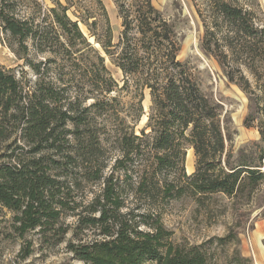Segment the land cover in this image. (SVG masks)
I'll list each match as a JSON object with an SVG mask.
<instances>
[{
	"label": "trees",
	"instance_id": "1",
	"mask_svg": "<svg viewBox=\"0 0 264 264\" xmlns=\"http://www.w3.org/2000/svg\"><path fill=\"white\" fill-rule=\"evenodd\" d=\"M51 1L53 7L43 8L39 0H0V29L35 75L34 82L23 83L13 69L0 67V204L15 213L14 232L23 237L38 229L45 238L63 242L69 228L60 219L79 208L70 196L71 181L72 185L78 181L69 177L68 167L86 162L90 166L84 171L85 179L101 180L103 187L76 214L73 236L78 242L69 241L66 246L74 260L82 264H205V253L196 246L174 243L173 232L159 218L151 221L147 215L123 213L117 179L113 174L104 177V166H98L97 159L89 160V155L101 145L117 143L123 159L114 168L125 170L127 162L149 147L155 152L152 171L139 174L134 183L135 191L147 196H180L188 189L200 197L220 193L236 199L254 190L264 181V27L256 25L255 14L239 0H208L207 19L216 32H223L221 40L232 55L231 63L216 41L212 47L211 36L216 33L208 27L200 50L206 57L214 56L227 83L246 95L244 124H255L259 134L258 140L233 151L230 119L223 115L222 101L207 95L199 71L177 58L178 32L152 0H112L122 27L117 43L112 42L101 0ZM21 3L28 11L25 15L19 9ZM78 23L123 74L119 90L136 91L138 100L131 109L135 122L142 115L143 90H149L148 133L142 130L135 135L115 112L112 103L117 99L107 95L117 89V83ZM247 50L252 57L250 53L243 56ZM249 56L252 61L247 64L241 57ZM241 65L249 70L254 86ZM89 100L92 103L86 104ZM112 112L117 126L110 135L104 114L112 116ZM101 117L105 118L102 127L96 125ZM187 146L196 157L190 175L183 166ZM170 172L175 177L168 180ZM89 230L97 237L82 241L80 236ZM232 238L229 233L218 240ZM22 253L28 256L30 249L23 248ZM240 260L249 264L245 257Z\"/></svg>",
	"mask_w": 264,
	"mask_h": 264
},
{
	"label": "rangeland",
	"instance_id": "2",
	"mask_svg": "<svg viewBox=\"0 0 264 264\" xmlns=\"http://www.w3.org/2000/svg\"><path fill=\"white\" fill-rule=\"evenodd\" d=\"M101 1L106 9L112 29V42L117 43L122 27L116 5L112 0ZM39 2L43 8L53 7L51 0H39ZM239 2L255 14L256 25L264 27V0H239ZM152 4L174 24L178 32L180 51L177 58L180 61H188L195 70L199 71L203 89L207 95L222 101L220 103L222 104L223 115L230 119L232 129V137L229 141L230 149L235 151L242 145L258 140L259 134L255 124H244L247 115L246 95L237 86L227 83L214 56L206 57L200 50V40L206 27H208L216 33L211 36L212 47H215L213 43L216 41L218 48H220L219 51L227 54L228 62L232 59V55L221 40L223 32H216V28L209 24L210 19H207L206 11L210 9L211 3L208 0H152ZM19 9L24 15L28 13L23 8L22 3ZM68 15L71 19L76 20L71 12H68ZM78 26L88 41L100 51L105 59L104 64L107 70L117 83V89L107 95V99H117L116 102L112 103L115 112L121 118L124 117L126 125L133 130L135 135L140 136L142 130L148 133L149 129H146V126L151 106L149 90H143L142 115L135 122L131 116V109L138 100L136 91L134 88H129L128 92L119 90L124 83L123 74L104 54L99 45L95 44L94 38L89 36L87 28L81 23H78ZM97 33L99 35L101 32L97 30ZM28 46L30 47V43ZM251 52V50H247L243 56L248 55V53L251 56L253 54ZM216 54L219 55L218 52ZM250 56L249 58H241L245 59L248 64L252 61ZM29 57L33 58L32 51L29 52ZM42 58V56L38 57V59ZM254 60H257V56ZM0 67L13 69L15 75L22 79L23 83L35 81L32 70L24 66L23 60L19 59V54L16 53V45L10 36L3 33L1 29ZM240 69L254 86V79L246 66L241 65ZM90 103L92 100L87 101L86 104ZM111 114L112 116H109L110 113L104 114V117L108 119L106 127L109 132L117 126L113 122V112ZM104 117L97 118L96 125L102 127L105 124L102 121L105 119ZM120 133L118 131V134ZM109 139L112 141L114 137H109ZM114 144L101 145L102 148L96 152L92 150L89 160L97 159L98 166H104L102 172L104 177L113 174L115 180L117 179L124 199L123 213H131L133 216L147 215L151 221L159 218L163 226L173 232L172 241L174 243L196 246L205 253V264H240V259L243 257L247 258L248 263L251 264V259L243 256L245 252L242 246L245 245V248L248 246V249H251L252 233L261 222L264 223V181L259 183L254 190L248 189L243 194L241 193L236 199L220 193L200 197L193 195L188 189L180 196L165 197L162 193L147 196L144 193L136 192L134 183L139 174L152 171L155 152L146 147L142 156H137L131 163L127 162L125 170L115 169V162L123 159V153L120 145ZM88 166L90 165L85 162L83 166L80 164L77 168L71 165L68 167L71 171L68 174L69 177L78 181L75 185H72L74 181H71L72 193L70 196L73 199L71 201H75L79 208L73 214H67L60 219L61 224L69 228L61 243H56L55 237L45 238L38 229L30 230L23 237H19L12 226L15 213L0 204V264H82L73 259L66 246L69 241L78 242L73 236L77 222L76 214L84 211L85 207L94 196L101 192L103 187L101 180L85 179L83 174ZM183 166L187 175L192 174L195 170L196 157L193 149L189 146L186 148ZM167 175L168 180L175 177L173 172ZM140 228L144 231L148 230L143 225ZM229 233H232L234 238L225 242L218 240ZM96 237L94 230H89L84 232L80 239L89 241ZM27 247L30 249V254L24 257L22 255L23 248Z\"/></svg>",
	"mask_w": 264,
	"mask_h": 264
},
{
	"label": "crops",
	"instance_id": "3",
	"mask_svg": "<svg viewBox=\"0 0 264 264\" xmlns=\"http://www.w3.org/2000/svg\"><path fill=\"white\" fill-rule=\"evenodd\" d=\"M244 249V255L251 259V264H264V223H260L257 226L251 237L250 250L248 246L245 248V245L242 246Z\"/></svg>",
	"mask_w": 264,
	"mask_h": 264
},
{
	"label": "bare ground",
	"instance_id": "4",
	"mask_svg": "<svg viewBox=\"0 0 264 264\" xmlns=\"http://www.w3.org/2000/svg\"><path fill=\"white\" fill-rule=\"evenodd\" d=\"M145 105H146V104H145ZM145 105H144V106H145Z\"/></svg>",
	"mask_w": 264,
	"mask_h": 264
}]
</instances>
